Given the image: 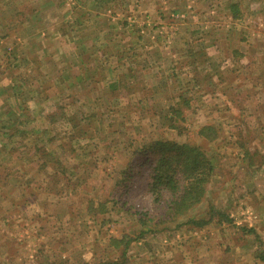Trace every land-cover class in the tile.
Here are the masks:
<instances>
[{"label": "rangeland", "instance_id": "374dc122", "mask_svg": "<svg viewBox=\"0 0 264 264\" xmlns=\"http://www.w3.org/2000/svg\"><path fill=\"white\" fill-rule=\"evenodd\" d=\"M0 24V101L17 107L0 110V264H262L264 0H0ZM10 118L23 150L6 148ZM162 143L215 171L158 224L151 166L178 154Z\"/></svg>", "mask_w": 264, "mask_h": 264}, {"label": "trees", "instance_id": "16d2710c", "mask_svg": "<svg viewBox=\"0 0 264 264\" xmlns=\"http://www.w3.org/2000/svg\"><path fill=\"white\" fill-rule=\"evenodd\" d=\"M62 109H64L63 106ZM208 130H210L208 127L203 129L206 132ZM159 145L167 154L173 150H176L178 154L169 155L165 159L161 158L151 166L149 192L154 198V204H157L161 209H166L163 218H161L160 212L155 215L158 224L178 221L186 217L198 204H201L206 198L207 185L213 180L215 171L211 157L198 146L186 143L173 145L162 143L156 144L155 147L158 148ZM245 153L250 156L248 152ZM261 163L264 164L262 161ZM181 168L184 170H179ZM211 209L213 210V208ZM188 223L200 228L206 225L205 222H195L193 218H190ZM165 229H167L166 226ZM262 258L264 259V256Z\"/></svg>", "mask_w": 264, "mask_h": 264}, {"label": "crops", "instance_id": "0c3cea01", "mask_svg": "<svg viewBox=\"0 0 264 264\" xmlns=\"http://www.w3.org/2000/svg\"><path fill=\"white\" fill-rule=\"evenodd\" d=\"M130 9H131V6H130ZM131 11H132V9H131ZM178 13H179V11H178ZM99 15H101V14H99ZM125 24V26L124 27H128V28H130V30L132 31L133 29H135V28H137V24L134 26L133 24H128L127 22H124ZM0 25H2V24H0ZM41 34H43V33H40V36H41ZM11 39V38H10ZM9 38H6V37H1L0 38V42L1 43H3L4 45H6V44H8V43H10L8 40H10ZM6 43V44H5ZM105 43L107 44V42L105 41ZM14 43H12L11 42V44L9 45V46H11V47H9V48H6V47H4V48H6L7 50H11L12 52L11 53H13V49H10V48H12V45H13ZM134 44V43H133ZM127 46H129L130 48H127ZM124 47L126 48V50L124 51ZM132 49V45H131V41L130 40H128V41H124V42H122V41H120L119 42V44H118V50H117V52L112 56V57H107V62L109 63L110 62V60L114 57L115 59H117V61H128V60H130L131 59V52H130V50ZM226 56H227V66H225V67H221V66H219V65H217L216 66V68L217 69H219V70H221L222 71V75L223 74H233L234 72H236V70H235V64L236 65H239V63L238 62H235L233 59H236L237 58V56L235 57L234 56V54L232 55L231 54V51L229 50V52L227 53V54H225ZM131 56V57H130ZM209 57V56H208ZM240 57H243V55L242 56H240ZM233 58V59H232ZM11 63H13V64H11ZM10 64H9V66H8V68L6 69L4 66H3V64L1 63V65H2V68H3V70H2V73L4 74L5 72H7V73H10L12 70H14L13 68H14V61H12ZM129 76H130V78H131V75L130 74H128ZM6 81L7 82H9L10 83V85H9V83L8 84H6L5 85V87H6V89H8V90H13V88H14V86H11L12 84V82L14 81V79H13V77H11V75L10 74H8L7 75V79H6ZM22 84V83H21ZM3 90H4V86L2 85V84H0V98L2 97L1 96V94H2V92H3ZM30 91L32 92H34V89L32 88V89H30ZM1 100V99H0ZM12 107H15V108H17L16 107V104L15 103H11V104H9V105H6L5 104V102H4V99H3V102H1L0 101V110H2V111H6V109H8L9 111L12 109ZM14 112V111H13ZM18 112H20L21 113V109H19V111ZM12 113V112H11ZM20 120L18 121V122H16L14 119H12V118H10L9 120V125H8V127L10 128V132L8 133V135H7V137H8V141H9V143H10V145L9 144H7V146H6V148H7V150H13L15 147L18 149V148H20L21 150H23V147H26L25 146V144H23V142H22V138H24V137H26L27 136V133L28 132H24L23 130H19V126L21 125V118H19ZM22 124L23 125H26L25 124V122H22ZM0 127H2V126H0ZM8 127H4V128H7V129H9ZM13 127H15V128H13ZM13 129H15V130H13ZM13 130V131H12ZM24 130H26V128H24ZM25 135V136H24ZM5 136H6V134H5ZM28 138V137H27ZM36 139L37 138H35L34 139V137L32 136V137H30V138H28V140H31V142H34V144H33V146H34V149H36L35 148V143H36ZM2 150V145H0V151ZM12 157H14V155H12ZM214 247L215 246H212V249H214ZM235 248H236V246H234ZM210 248V247H209ZM229 249H228V246H227V249H226V251H227V257L228 256H231V253L233 252V250L234 249H232V250H230V251H228ZM262 256H264V253H261V254H259V252H258V256H257V258L258 259H260L259 261L262 263V264H264V259L262 258ZM217 264H223V262H219L218 261V263Z\"/></svg>", "mask_w": 264, "mask_h": 264}]
</instances>
